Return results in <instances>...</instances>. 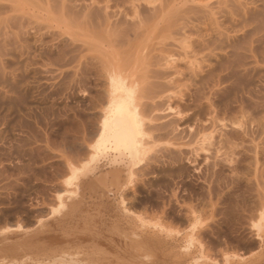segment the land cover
<instances>
[{"label": "rangeland", "instance_id": "obj_1", "mask_svg": "<svg viewBox=\"0 0 264 264\" xmlns=\"http://www.w3.org/2000/svg\"><path fill=\"white\" fill-rule=\"evenodd\" d=\"M253 1L250 17L232 26L238 55L231 49L217 71L202 68L204 75H217H211L214 80L206 75L210 80L204 88L213 89L218 106L210 110L186 80L163 88L155 100L162 117L157 122L164 126L147 141L143 138L147 145L140 162L129 171L110 161L117 158L114 151L93 150L110 111V93L104 76L78 56L83 27L67 23V16L54 9L51 13L45 0H0L1 264L34 262L32 237L48 229L56 232L57 250L72 251L68 239L95 230L121 210L149 230L162 228L169 247L157 254L165 264L264 260L257 231L264 218V1ZM11 13L28 17L7 19ZM232 123L239 127L227 129ZM15 238L27 241V249L31 244V252H24V241L21 245ZM13 241L16 249L21 245L19 254L12 251ZM83 242L80 248L89 245Z\"/></svg>", "mask_w": 264, "mask_h": 264}, {"label": "bare ground", "instance_id": "obj_2", "mask_svg": "<svg viewBox=\"0 0 264 264\" xmlns=\"http://www.w3.org/2000/svg\"><path fill=\"white\" fill-rule=\"evenodd\" d=\"M256 1H258V4H260L261 1L264 0ZM45 2V5L50 10V12L51 9H54L56 10L54 12L61 13V17L67 16L65 18L69 19L67 20V23L69 22L70 24L71 20V22H77L79 26L83 27L84 31H82L84 35H82L84 37L81 40L82 42H79L80 47L77 46L80 48L78 50V56L80 59L83 57L86 59V65L90 64L92 65L91 67L94 66L93 68L96 70V72H98L100 75L99 77L104 76L103 78H105V83L103 86H105L108 90L107 92L110 93V111L108 114H105L100 125L99 146H94L93 150L98 148L101 151H107V149L111 150L112 152L114 151L116 156L113 155L112 157L117 158H112L113 160L110 161L115 162L114 160H116L117 162L115 163L119 162L121 168H125L129 171L140 162V155L142 154L141 152L144 148L143 146L147 145L146 142H143V140L145 139V141H147V138L149 139L151 136H153L155 131H158L162 126H164V123L157 122L162 117L161 114L157 113L158 103L155 100L159 94L164 91L163 88L165 89L166 86H172L178 84V82L182 83L183 80H186L189 81L187 84H191V87L193 86L194 90L192 91L196 94L198 93L196 97H199L200 99L203 98L207 101L209 104L207 106H210V110L212 107L215 108L218 106L217 102H215L216 100L212 99L211 97L213 89L211 90V93L210 90L205 91L208 85L207 81L210 80L207 79L206 81L205 76L209 75L208 77L213 79L217 75L211 74L213 76L215 75L213 78L210 75L212 72H206V75H204V70L202 68L207 66L210 68V71H214V69L217 71L216 67H219L220 63H222L221 57H226L229 53L232 54L233 50V55H235V53L238 55L236 50L233 49L236 46V41L238 42L236 29L234 30L236 27L232 26H235V24H240L250 17L253 12L251 13L249 11V15L247 10L249 9V5L251 6V4H253L252 7L254 8L253 0H250V2L248 0H45ZM261 5H263L261 7H264V4L261 3ZM253 8L251 11L254 10ZM255 8L261 10L259 7L255 6ZM44 10L45 12L47 11L46 7ZM12 15V13L11 16L10 14H7V19L8 16L13 17L15 15L16 17L18 15L19 18V16L22 14L16 13L15 15ZM23 17L24 15L20 18V20H22ZM164 22L166 23L163 24ZM15 23L17 22L15 21ZM78 25H76V27H78ZM10 30L11 29H9V31ZM16 30L18 29L16 28ZM79 39L81 38L79 37ZM74 50L76 52V49ZM83 50L85 53H81ZM69 54L71 53L69 52ZM66 55L64 56L65 58L68 57ZM76 55H71V57H76ZM78 59L79 58H75L77 61ZM73 62L76 63L75 61ZM82 64L79 63V65ZM199 71H201L203 76L202 74H199ZM219 80L220 79H218V81ZM204 86H206V88H204ZM187 91L184 92V95ZM179 92L182 94L181 89ZM176 93L179 94L178 92ZM174 97H176V95ZM198 102L200 101L198 100ZM214 108H212L213 111ZM172 120H175V116ZM232 125V127H225L231 130L234 129V126L239 127L236 123H232ZM224 134L226 135V132ZM254 152L256 153V150H254ZM94 153L97 154L96 151H94ZM96 154L94 155L96 156ZM119 172L120 171H118V173ZM114 175H117V173ZM114 175L113 180L116 179V176ZM118 210L120 209L118 208ZM124 211L125 210H121V213ZM118 213H120V211ZM121 213L119 214L120 216L112 214L115 216V218L113 217V220L109 218V220H104V222L101 223V226L98 228H96L97 225L95 226L94 224L96 228L95 230L87 228L85 231L83 230L82 234L75 236L74 240L71 238V240H66L67 247L70 246L73 248L72 251H69L68 248H65V250L67 249L68 251L67 253L63 251V248L57 250L56 246H53L54 244H57L53 242L54 240H57L54 239L57 238V236H53V230L48 229L47 231L43 230L35 233L32 237L34 241L32 243V254H34L33 258L35 260L34 262L36 264L164 263V260L162 262L160 261V257L157 254V252L162 253L169 247L168 246L166 248L169 242L165 240L166 238L162 237L163 232L160 231L162 228L155 230V227L154 229L149 230L145 225V227L141 226L139 219V224L136 221L138 224L137 225L134 222L135 217L127 216L126 213ZM262 216H264V214H262ZM133 218L134 221L132 220ZM120 220H122V222H120ZM260 220L263 222H260L261 224L259 225V228H257L259 229L257 231L261 232V235L258 237H261L260 239L263 240V246L264 218L261 217ZM121 224L122 227H118ZM25 234L27 233L25 232ZM25 234H23L22 237L26 238L31 233L27 236ZM118 235L121 238H119L120 240H118ZM169 235L167 236L170 237ZM27 238L30 239L29 237ZM87 239L88 241H86ZM16 240H19L22 243L21 240L23 239L15 238V241ZM84 240L89 243V245L80 248L79 244H82ZM15 241L11 242L13 249L9 246L12 251L15 250V252L13 251L14 253L18 251L19 254L21 252L19 251L21 250L19 248H25L28 246L26 244L27 241L25 242L23 240L26 245L22 243L21 245H24L21 246L19 243H17L19 246L16 249V247L13 245ZM101 244L108 246L105 247L106 250L100 247ZM4 245H7V243ZM24 248V252H27L28 249L31 250V244L30 248L27 249L26 247L25 250ZM3 251L5 250L3 249ZM11 254L12 253H10V255ZM23 255L26 257L25 253H23ZM29 255L31 254L29 253ZM165 255L166 254H164V256ZM169 255L170 254H168V256ZM18 256L16 257L17 259ZM259 256L260 255H258V257ZM30 259L29 261L32 260L31 262L35 264L33 259ZM166 260L169 259L166 258ZM174 262L176 261H171L170 264H174ZM20 263L22 264V262ZM241 263L242 262H240V264ZM3 264H5V262ZM256 264H264V260Z\"/></svg>", "mask_w": 264, "mask_h": 264}]
</instances>
